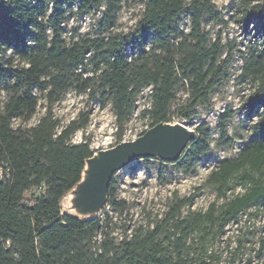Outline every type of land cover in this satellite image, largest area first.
<instances>
[{
  "label": "trees",
  "instance_id": "16d2710c",
  "mask_svg": "<svg viewBox=\"0 0 264 264\" xmlns=\"http://www.w3.org/2000/svg\"><path fill=\"white\" fill-rule=\"evenodd\" d=\"M124 1L0 0V95L6 96L0 106V264H264V234L248 246L243 235L233 247L224 241L245 216L264 212V0H243L236 10L240 28L249 34L256 25L261 35L239 75L252 85L245 114L256 121L239 154L208 176L205 186L216 200L193 210L201 189L189 197L175 193L160 218L125 226L117 238L107 210L122 214L127 205L115 199L112 180L104 220L62 216V198L95 153L87 140L72 143L88 127V113L66 126L55 116L65 95L75 91L102 108L110 105L120 143L146 89L149 105L140 116L151 129L174 119L191 123L197 108L210 105L233 76L234 45L207 30L222 22L212 0H143L127 32L118 30L117 20ZM90 14L99 17L87 34L68 31L71 15ZM38 91L45 94L46 112L27 127L37 113ZM239 112L228 108L215 130L198 127L172 165L193 175L213 145L232 148L229 126Z\"/></svg>",
  "mask_w": 264,
  "mask_h": 264
},
{
  "label": "rangeland",
  "instance_id": "374dc122",
  "mask_svg": "<svg viewBox=\"0 0 264 264\" xmlns=\"http://www.w3.org/2000/svg\"><path fill=\"white\" fill-rule=\"evenodd\" d=\"M143 0H125L120 7L117 20L118 30L127 32L138 20L142 9ZM243 0H212L217 11L221 14V23L209 24L207 30L213 37L221 35L224 43H232L237 53L235 62L231 68V80L219 91L212 95L211 103L208 106H199L196 115L191 123H185L174 119L172 124L184 123L192 131L200 126H206L210 130H215L218 125L219 116L230 108L232 111H240L232 120L229 126L230 136L235 143L229 149H217L214 145L209 154L201 161L193 175H185L178 171L172 164L163 163L159 160L137 159L127 167L117 172L114 180V194L117 201H124L127 210L119 214L111 209L107 213L114 227V235L117 238L122 236V228L128 226L133 228L145 224L148 219L155 216L159 218L166 211L168 200L176 193L179 197H189L201 189L196 198L193 210H206L209 204L216 200V195L211 188L205 186L210 173L217 165L225 159L235 158L243 144L251 137V125L256 121L254 115L245 114L247 103L254 91L252 85L239 80L240 70L244 63V56L251 48L257 47L261 35L256 33V25H252L249 34H246L235 22L237 19L236 10ZM99 15H86L77 17L71 15L68 31L77 30L78 35H85L94 25ZM183 28H187L185 22ZM255 36L256 38H252ZM39 97L37 113L27 127H32L38 123L46 112L44 93L36 92ZM150 89H146L138 98V111L126 124L120 143L131 142L139 138L149 129V121L140 116V112L149 105L148 95ZM179 98L185 100L187 95L180 92ZM6 96L0 95V106L5 102ZM81 113H88L90 123L88 127L77 132L72 143L78 144L87 140L94 152L111 149L119 143L116 119L113 115L111 106L102 108L98 102L90 101L88 95L79 94L75 91L69 92L54 107L55 116L61 121L62 126L68 125L77 119ZM20 123L19 121L15 122ZM214 138L218 137L214 131ZM240 190H237L239 192ZM67 201H64L66 206ZM65 210V209H64ZM254 211L252 210V212ZM106 214V213H105ZM105 214L100 215L105 219ZM242 224L229 228L224 241L227 240L231 247L234 240L243 235L247 246L249 241L257 242L260 234H264V212L257 216L242 219ZM249 250H247V254Z\"/></svg>",
  "mask_w": 264,
  "mask_h": 264
},
{
  "label": "water",
  "instance_id": "95a60500",
  "mask_svg": "<svg viewBox=\"0 0 264 264\" xmlns=\"http://www.w3.org/2000/svg\"><path fill=\"white\" fill-rule=\"evenodd\" d=\"M196 137L197 133L184 123H161L134 141L95 152L85 160L80 181L62 198V216L83 222L97 219L108 206L109 187L117 172L137 159L175 163ZM65 200L67 203L63 208Z\"/></svg>",
  "mask_w": 264,
  "mask_h": 264
},
{
  "label": "built area",
  "instance_id": "2783aa9c",
  "mask_svg": "<svg viewBox=\"0 0 264 264\" xmlns=\"http://www.w3.org/2000/svg\"><path fill=\"white\" fill-rule=\"evenodd\" d=\"M4 175H3V171L2 169H0V180L3 179Z\"/></svg>",
  "mask_w": 264,
  "mask_h": 264
}]
</instances>
